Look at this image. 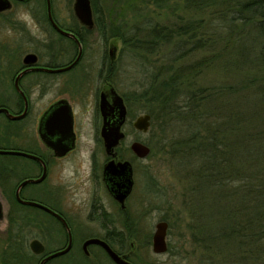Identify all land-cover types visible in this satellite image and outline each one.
<instances>
[{
	"label": "trees",
	"instance_id": "trees-1",
	"mask_svg": "<svg viewBox=\"0 0 264 264\" xmlns=\"http://www.w3.org/2000/svg\"><path fill=\"white\" fill-rule=\"evenodd\" d=\"M98 3L91 0L104 34L109 16ZM150 4L168 15L133 32L125 13ZM108 10L117 13L113 37L145 66L138 96L162 131L150 145L185 177L189 212H199V264H264V0H112ZM169 45L157 69L154 53Z\"/></svg>",
	"mask_w": 264,
	"mask_h": 264
},
{
	"label": "flooded vegetation",
	"instance_id": "flooded-vegetation-1",
	"mask_svg": "<svg viewBox=\"0 0 264 264\" xmlns=\"http://www.w3.org/2000/svg\"><path fill=\"white\" fill-rule=\"evenodd\" d=\"M9 1L11 7L0 11V23L6 21L5 25L13 31V28H20L29 36L33 35L35 28V32L46 39L39 46L41 50L30 49L19 64L15 57L17 42L0 44L3 59L0 61V139L11 138L5 142L10 144L0 147L3 151L0 158L29 160V175L19 177L9 194L5 187L12 185L19 165L12 161L0 164V219L5 215L8 218L14 216L12 203L25 206L16 193L20 184L29 179L32 181L19 191L20 198L48 209L26 205L34 211L29 213V257L35 264H118L101 244L86 245L89 239L104 241L124 261L137 264L133 259L137 244L133 239L129 242L127 236L131 227L115 225V212L121 215L123 223L130 218L127 201L135 186L134 169L132 167L133 188L123 204L113 195V182L105 179L104 168L110 160L126 161L117 149L126 137L124 127L129 124L125 96L112 85L115 64L110 53L108 60L104 57L108 66L100 68V74H105L103 79L100 78L103 87L94 94L90 92L96 68L91 65V57L85 51L84 34L98 30L94 8L92 6L94 25L89 28L76 18L74 10V21L61 20L52 2L49 14L47 0L45 3L36 0L37 4L33 0ZM59 29L71 35L63 34ZM28 54L36 55L34 63H24ZM112 91L122 97L127 110L122 125L124 138L114 149V156L105 150L100 107L102 96L113 103ZM90 94L94 95V137L103 145L105 158L98 161L96 151H93L91 162L83 171L78 152L81 137L78 105L80 97ZM19 152L29 154V157ZM35 229L42 230L43 235L33 234ZM13 239L16 240V236ZM33 240H38L43 246L41 253L31 249Z\"/></svg>",
	"mask_w": 264,
	"mask_h": 264
},
{
	"label": "rangeland",
	"instance_id": "rangeland-1",
	"mask_svg": "<svg viewBox=\"0 0 264 264\" xmlns=\"http://www.w3.org/2000/svg\"><path fill=\"white\" fill-rule=\"evenodd\" d=\"M111 1L98 0V7L102 10L104 9L105 16L114 19L117 13H113V15L109 10L107 11V9H110ZM33 2L35 4L38 3L36 0H33ZM73 3L74 0H52L56 15L61 20L72 19L74 21ZM166 13L168 15L165 9H160L155 4H150L140 11H128L124 15V20L129 25V29H132L134 32L136 26H144V20L151 19L154 22H158L164 18V14ZM140 15L143 16L139 17ZM109 18L105 21L107 25L104 30L105 35L101 34L98 30L86 35L84 34L85 51L91 57V65L96 68V74L92 76L94 79L91 82L92 87L90 90L91 94H94L95 92H99L103 87V80L100 81V78L103 79L105 74H100V68L107 65L106 61L104 62V57L108 60L110 48L115 47L113 53L115 65L112 85L115 90L125 96L129 111V124L124 127L126 137L118 147L117 152L122 156L123 160L129 161L132 164L135 180L133 193L127 201V210L130 213L128 227H131L133 230H130V234H127V236L129 237V242L133 239L137 244L133 259L137 264H199V259L204 252L195 243L194 234L195 231H198L196 225L199 224L200 216L199 212H189L188 207L192 204V198L191 196L188 197L186 191L190 187L185 177L178 173L176 167L170 162L169 157L160 149L161 147L152 149V145H150V140L156 143L162 131L159 121H155L148 111L145 100L143 98L140 99L138 96L142 90L139 87L143 85L144 78L146 81V77L143 74L145 66L143 67L142 60L138 58L137 53L131 51L121 40L113 37L112 23ZM5 24H7L6 21L0 23V44H5L9 41L17 42L18 47L15 48L17 64L20 63L23 55L29 52L30 49L41 50L39 46L43 44L46 38L42 34L35 32V28L33 29V35L29 36V34L26 35V32L20 28H13V31L12 28H9ZM27 27L29 29V24ZM12 31L13 33H11ZM170 50H172L171 45L164 49L160 48L154 53L158 58L157 63H155L157 69L163 63V61H159L162 56H171L169 55ZM0 52H2V49H0ZM149 57L155 60L154 55H149ZM0 61H3L1 56ZM143 62L145 65V61ZM91 94L84 98L80 97L78 105L81 117V137L78 152L83 171L89 166L93 151H96L98 161L102 162V159L105 158L103 145L98 143L94 137L95 124L93 122L92 111L94 95ZM145 113L151 115V125L149 130L143 133L134 129L132 123L138 116ZM10 139H0V147L10 144L5 143L9 142ZM134 141L142 142L150 148V153L146 158H138L131 151L130 145ZM8 161H12L19 166L12 185L5 187L8 191L7 194L14 189L19 177L29 175V160L0 158V164ZM27 194H29V187L27 188ZM12 205L14 207L13 218L15 217V219H20L23 223L29 224V213H34V211L26 205L22 206L16 203H12ZM192 207L194 208V206ZM199 211L202 214V211ZM115 215V225L117 227L125 226L121 215L119 216L116 212ZM10 218L12 217L8 218L5 215L2 220L0 219V264H35L29 257V227H25L24 231L19 230L16 224H11ZM160 221L168 223V251L158 255L154 254L152 250V239L156 230V224ZM21 231L27 235L23 238V250L18 251V245L14 242L13 238L15 236L16 240L17 238H21ZM35 232L43 235L40 229H35L33 234Z\"/></svg>",
	"mask_w": 264,
	"mask_h": 264
},
{
	"label": "water",
	"instance_id": "water-1",
	"mask_svg": "<svg viewBox=\"0 0 264 264\" xmlns=\"http://www.w3.org/2000/svg\"><path fill=\"white\" fill-rule=\"evenodd\" d=\"M48 4V11L50 14L51 9V0H47ZM11 7V3L9 0H0V11L7 10ZM73 10L75 13L76 18L85 26L92 28L94 25L93 17H92V5L91 0H74ZM50 18H52L50 16ZM59 31L66 35H71L61 29ZM115 51V47L110 48V56H113ZM36 61L35 54H28L24 58L25 64L34 63ZM113 93V103H109L104 99V96L101 98V112L103 116V126L101 130V136L104 140L105 150L109 155L114 156V149L119 145L120 141L124 138V133L122 131V125L126 119L127 110L125 104L123 102L122 97L116 92L112 91ZM7 112V110H5ZM8 113V112H7ZM113 115V121H111V116ZM11 118L15 119L10 115ZM151 125V115L145 113L143 115L138 116L135 121L133 122V127L140 132L146 133ZM131 151L141 159L146 158L150 153V148L139 141H134L130 145ZM2 153L3 151L0 150ZM23 154L29 157V154ZM105 171V179L109 182H113L112 184L115 186L113 190V195L115 199L120 202L124 203L125 199L129 196L133 188V171L132 165L129 161H118L110 160L104 168ZM29 179L24 180L17 190V198L18 200L25 204V205H35L39 206L45 210H48L45 206L40 205L36 202H31L29 200H23L19 196V191L22 186L28 184ZM167 231H168V223L165 221H160L156 224V230L153 235L152 239V250L154 253L163 254L168 250L167 244ZM98 243L101 244L109 253L111 258L118 264H131L123 260V258L119 257L104 241L100 239H89L86 242L87 244ZM31 249L35 253H41L43 251V246L38 240H33L30 244ZM62 253V252H60ZM58 254V253H57ZM54 254V255H57ZM53 255V256H54ZM43 264V262L41 263Z\"/></svg>",
	"mask_w": 264,
	"mask_h": 264
}]
</instances>
